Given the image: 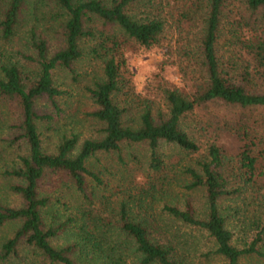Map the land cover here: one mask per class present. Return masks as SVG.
Instances as JSON below:
<instances>
[{"label": "trees", "instance_id": "1", "mask_svg": "<svg viewBox=\"0 0 264 264\" xmlns=\"http://www.w3.org/2000/svg\"><path fill=\"white\" fill-rule=\"evenodd\" d=\"M40 1H50L59 10L53 17L59 45L49 51L45 38L31 29L34 53L27 57L33 68L0 59V107L15 110L10 122L15 133L8 141L19 140L23 146L14 163L2 169L6 189L17 203L0 199V225L14 223L0 237V264H184L179 243L157 227L146 210L165 180L169 158L158 151L162 143L195 154L193 164L182 167L187 175L183 187L201 189L204 208L197 214L192 197L185 195L180 205L163 202L160 210L212 239L205 256H219L223 264L254 257L264 264V0H241V8L238 0ZM25 2L0 0L1 41L11 38ZM166 29L176 32L175 58L161 62L175 65L183 85L160 78L154 95L132 92L123 75L128 41L149 47ZM85 53L96 58L99 67L85 85L95 133L80 139L79 131L61 130L51 147L43 146L40 127L48 126L51 115L39 110L36 100L44 97L57 108L64 90L54 83L53 70L73 71ZM131 102L135 115L127 118ZM214 107L227 110L226 117L231 108L245 112L223 122L235 140L232 150L197 136L205 128L201 116L211 118L207 109ZM3 122L0 109V125ZM122 143L147 147L145 171L151 174L139 184L123 180L126 188L108 191L103 171L92 159L102 152L119 155ZM52 175L75 194L73 212L48 210L51 195L44 179ZM247 188L259 205L247 217L251 237L238 246L231 242L228 214L222 213L220 201ZM116 193L121 196L112 207ZM130 198L140 214L130 212ZM58 238L61 241L55 242Z\"/></svg>", "mask_w": 264, "mask_h": 264}, {"label": "rangeland", "instance_id": "2", "mask_svg": "<svg viewBox=\"0 0 264 264\" xmlns=\"http://www.w3.org/2000/svg\"><path fill=\"white\" fill-rule=\"evenodd\" d=\"M236 4H240L237 7L241 8V0H238ZM237 7H235V10ZM55 13L58 14L59 10L50 1L26 0L20 11L18 26H16L11 38L7 41H1L0 39V59L10 58L25 70L33 68L32 62L27 57L34 53L29 44V32L33 29L36 34L38 33L45 38L49 51L55 49L60 42L57 20L53 18ZM95 23L98 26L100 25L99 21ZM175 35L176 32L173 29H166L160 41L149 47L139 45L132 40L128 41L124 50L125 70L123 75L129 78L132 92L150 97L155 94L156 83L160 78L177 86L183 85V76L176 72L175 65L161 62L172 57L171 60H174ZM218 43L222 48V35L219 36ZM98 68L96 58L85 53L77 60L73 71L70 72L63 68L53 70L54 83L63 89L64 93L56 100L57 108L52 107L44 97L36 100V107L39 110H46L51 115V119L47 121L48 126L43 128V125H41L40 127L43 146L47 144L51 147L55 142L57 133L61 130L67 131L70 128L79 131L80 139L84 136L94 135L97 125L87 114V111L92 109L93 104L87 96L85 85L90 84ZM119 97L123 98L124 94H119ZM129 106V112L125 116L127 118L135 115V103L131 102ZM0 109L4 117V122L0 125V199L5 203L15 205L17 203L16 197L6 189L2 169L14 163L17 154L23 153V146L19 140L8 141V136L15 133V129L10 127V122L15 118L14 107L3 105ZM207 111L211 113V118L201 116L205 122V128L197 136L204 143L214 139L223 144L227 150H232L235 140L227 134L223 122L231 120L237 113L241 115L244 111L231 108L228 117L223 115V112L227 111L223 108H208ZM197 114L199 117L200 112L197 111ZM158 151L163 155V158L166 157V160L169 158L165 161V180L161 188L156 192L154 191L153 201L149 203L146 210L152 215L155 225L160 227L162 231L166 230L168 234L173 235L175 242L179 243V250L185 256L184 264H223V260L219 256L204 255V252L212 247V239L203 230L186 225L174 219L165 211L160 210L163 202L180 205L182 198L189 195L195 204L196 213L202 215L204 203L201 189L186 190L183 187L187 175L183 172L182 167L193 164L195 154L185 152L173 144L164 143L160 144ZM146 161L147 147L143 143H122L119 155L116 152H102L96 154L95 159H92L94 166L103 171L108 191L112 187L126 188L123 180L132 179L133 184L144 181L146 174L149 173V171L148 173L145 171ZM44 188L51 195V206L48 210L55 212L74 211L76 205L75 194L67 192L70 188L57 180L56 176L52 175L45 178ZM120 196H118V193L112 195L110 206L117 207ZM147 199L149 198L146 197ZM257 200L252 198L251 191L247 188L238 196L225 197L220 201L222 213L228 214L226 226L232 231L231 242L238 246L247 241L253 233L247 217L258 208L259 203ZM127 207L130 212L141 213L138 203L132 198L127 201ZM13 225V222L0 225V237L7 235ZM60 241L61 238L55 240V242ZM261 261V259L258 260L254 257H243L238 263L262 264Z\"/></svg>", "mask_w": 264, "mask_h": 264}]
</instances>
